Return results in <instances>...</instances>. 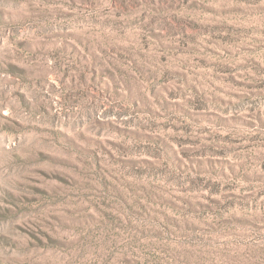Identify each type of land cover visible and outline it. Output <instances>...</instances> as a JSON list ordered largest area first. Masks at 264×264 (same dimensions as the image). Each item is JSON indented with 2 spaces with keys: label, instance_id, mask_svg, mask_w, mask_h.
<instances>
[{
  "label": "rangeland",
  "instance_id": "rangeland-1",
  "mask_svg": "<svg viewBox=\"0 0 264 264\" xmlns=\"http://www.w3.org/2000/svg\"><path fill=\"white\" fill-rule=\"evenodd\" d=\"M0 264H264V0H0Z\"/></svg>",
  "mask_w": 264,
  "mask_h": 264
}]
</instances>
